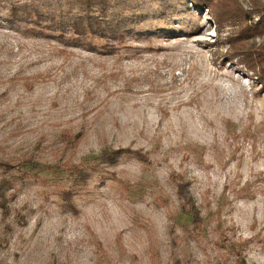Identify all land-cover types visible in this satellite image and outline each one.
Returning <instances> with one entry per match:
<instances>
[{
	"label": "rangeland",
	"instance_id": "rangeland-1",
	"mask_svg": "<svg viewBox=\"0 0 264 264\" xmlns=\"http://www.w3.org/2000/svg\"><path fill=\"white\" fill-rule=\"evenodd\" d=\"M131 3L0 0V264H264V0Z\"/></svg>",
	"mask_w": 264,
	"mask_h": 264
},
{
	"label": "trees",
	"instance_id": "trees-1",
	"mask_svg": "<svg viewBox=\"0 0 264 264\" xmlns=\"http://www.w3.org/2000/svg\"><path fill=\"white\" fill-rule=\"evenodd\" d=\"M79 8L73 6L68 11L69 14L73 16L70 17L65 23L60 24V30L64 32L66 28L70 29V32L74 36L78 34L92 33L99 37H111L120 35L123 37L125 35L121 32L122 28H125L126 16L122 14L123 8H117L120 3L127 2L128 0H74ZM131 1L129 4L131 6ZM211 0H150L152 6H158L156 10L157 15L168 16L175 13H181V9H185L184 12L191 13L189 3L195 6H208ZM139 0H134V3H138ZM121 6V5H120ZM142 6V5H141ZM140 6V7H141ZM14 8V7H13ZM125 10H127L125 8ZM193 15V13H191ZM38 14H36L37 16ZM41 16L38 15L37 18ZM161 17V16H160ZM258 22L255 26L259 25L264 32V15L259 16ZM258 27V26H257ZM89 46H87L88 48ZM119 153L112 157L115 159ZM10 170H12L10 172ZM44 167L41 164H32L27 160L21 162V167L9 165L8 162H0V200H5L10 193L7 195L12 187L13 180L18 179V175L22 177H29L38 174V172L44 171ZM81 173V172H80ZM79 173V174H80ZM8 211V209H7Z\"/></svg>",
	"mask_w": 264,
	"mask_h": 264
}]
</instances>
